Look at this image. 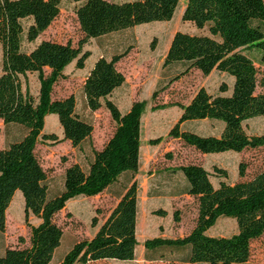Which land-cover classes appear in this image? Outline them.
<instances>
[{"label":"trees","instance_id":"1","mask_svg":"<svg viewBox=\"0 0 264 264\" xmlns=\"http://www.w3.org/2000/svg\"><path fill=\"white\" fill-rule=\"evenodd\" d=\"M62 0H0V120L26 132L18 141L0 150V233L5 230V215L16 191L24 202V223L29 229L28 245L8 248L0 255V264H49L59 247L62 230L54 216L67 201L76 197H94L108 189L118 178L130 172L118 201L89 240L73 244L58 264H87L99 260L131 261L136 246L137 182L139 167L140 121L143 104L135 101L121 113L109 97L123 85L124 75L116 64L129 49L109 59L98 58L83 81L82 92L88 110L102 106L114 123V130L101 149L92 150V159L84 171L78 164L68 166L63 174V190L48 197L46 174L41 168L35 147L39 140L50 143L68 141L73 148L90 140L92 126L76 113L73 95L53 99L55 83L64 77V69L75 62L83 69L90 56L82 47L90 40L152 22L169 21L180 0H135L121 3L107 0H73L76 19L83 38L77 47L69 43L41 41L29 52L21 50L22 39L34 43L56 18ZM182 21L192 23L205 34L176 32L163 59L162 69L182 64L184 69L170 82L194 69L203 76L212 71L233 77L230 95L221 84L216 94L199 88L186 105L175 104L181 113L168 137L177 139L201 154L264 147V134L249 136L243 122L264 118V79L258 80L255 64L264 67V0H186ZM30 20L24 28L23 21ZM153 45V44H151ZM47 71V73L45 72ZM36 73L39 89L34 98L28 89L22 91L20 77ZM156 92L152 94V99ZM57 116L62 140L43 133L45 117ZM212 120L222 125L220 134L202 136L182 129L188 121ZM160 139L151 140L156 145ZM187 187L186 195L197 202L195 225L180 238H152L144 242L146 250L188 247L185 261L190 264H244L250 254V243L264 233V169L250 179L228 184L210 182V173L202 166L178 167ZM213 175L226 178V171L212 168ZM245 165H238L244 177ZM39 219L36 226L28 216ZM163 216L161 210L154 212ZM219 218L236 222V232L229 237H212L206 232ZM178 221V212L173 213ZM97 226L96 218L91 220ZM21 241V240H20Z\"/></svg>","mask_w":264,"mask_h":264},{"label":"rangeland","instance_id":"2","mask_svg":"<svg viewBox=\"0 0 264 264\" xmlns=\"http://www.w3.org/2000/svg\"><path fill=\"white\" fill-rule=\"evenodd\" d=\"M107 1L121 3L135 0ZM185 3L186 0H180L169 21L142 24L90 39L82 47V52H90V56L84 63V68L77 69L75 62H71L64 69V77L53 86L52 98L62 99L73 95L76 101V113L81 119L88 122L93 130L90 140L85 141L78 148L71 147L68 141L53 144L39 140L36 144L35 155L46 174L49 198H53L63 190L65 169L76 163L86 171L92 159V150L101 149L111 136L115 125L108 112L103 106L94 112L87 109L82 85L99 57L109 59L112 55L122 53L126 49H129L127 55L117 63V68L124 75L126 83L112 93L109 99L115 103L121 113H126L130 101H138L143 104L142 127L140 124L141 171L136 180L139 206L142 204V197L146 196L154 197L153 199L168 197L167 193H170V196H181V201L175 202L166 199L164 205L171 212L172 218L173 213L177 211L186 223L195 214L197 202L193 197H185V178L182 173L177 171L178 167L189 164L205 165L211 174L209 179L213 187H217L221 180L228 184L245 181L264 169V147L254 150L247 149L240 153L232 151L216 153L212 154L215 155L214 157L201 160L198 157L199 152L192 147L168 137L169 130L176 124L180 116V109L175 104L186 105L201 87L209 94H216L219 93V86L225 84L227 87L225 96H228L232 92L234 82L233 77L227 74L223 75L213 71L209 75L203 76L194 69L178 80L170 82L175 75L184 69L182 64H175L166 70L162 69L165 48L170 43L174 33L205 34V30L200 31L192 23L182 21ZM78 5L79 3L73 0H62L59 13L49 27L38 36L34 43L29 44L23 38L21 50L29 52L41 41L69 43L76 48L83 38L75 15V9ZM29 24L30 20L23 21L24 28ZM1 63L2 49L0 46V74ZM255 67L258 80L264 79V67L259 66L258 63L255 64ZM45 72L47 73V71ZM20 83L22 91L28 89L30 94L36 98L39 89L36 73H27L20 77ZM154 92H156V97L152 99ZM257 92H264V87H258ZM162 117H165L164 120ZM154 118H160L161 122L153 132ZM44 122L43 133L55 134L59 140H62V129L57 116L48 115ZM213 124L212 127L211 121L188 122L184 123L181 128L198 133L212 132L215 134L219 127L215 125L216 122ZM242 126L249 136L264 134V118L262 117H253L243 122ZM25 132L26 130L21 126L4 125L0 120V150L21 139ZM149 132L147 141L144 142V136ZM155 139H160V141L156 145H150L149 142ZM150 146L154 147L151 148L156 152V156L148 165L143 148ZM240 163L245 165V174L242 178L238 175ZM214 166L225 170L226 178L220 179V177L213 175L212 168ZM129 173L127 172V175L122 176L118 181L120 191L130 179ZM153 173L154 176L149 177ZM114 203L115 200H110L108 191L97 197L76 196L67 201L65 207L54 216L55 224L62 230V238L49 264H58L74 243L89 240L95 231L91 225L92 218L95 217L97 223H100ZM39 222V219L33 215L28 216L30 225L36 226ZM236 228V222L233 219L219 218L209 230V234L214 237H229L236 232ZM28 240L29 229L24 223V202L21 193L16 191L6 211L5 230L0 233V255L8 248L26 247ZM107 261L116 262L115 260ZM244 264H264V233L250 243L249 258Z\"/></svg>","mask_w":264,"mask_h":264},{"label":"crops","instance_id":"3","mask_svg":"<svg viewBox=\"0 0 264 264\" xmlns=\"http://www.w3.org/2000/svg\"><path fill=\"white\" fill-rule=\"evenodd\" d=\"M169 44H168V46H169ZM168 46L165 48V52H164V55L162 58V63H163V59L165 57V54L167 52ZM99 58H101V57H99ZM117 66H118V64H116V68H117ZM222 74L224 75V73H222ZM125 83H126V79H125V82L123 83V85ZM121 87L115 89L113 91V93L115 91H117L118 89H120ZM132 103H133V101L129 102L128 109L130 108ZM180 113H181V111H180ZM163 115L165 116V114H163ZM162 118L164 120L165 117H162ZM207 121H211L212 127L214 126L213 123L216 122V121L206 120V119L200 120V121H188V122L189 123L190 122L191 123H197V122H207ZM160 122H161L160 118L159 119L154 118V122H153L154 124H153V128H152L153 132L155 131L157 126H159ZM188 122H185V123H188ZM216 123L217 124H215V125L217 127H219V129L217 130V132L215 134L212 132L211 133H198L196 131H193V132H195L199 135H202V136L218 137L220 134L222 125L219 122H216ZM140 124H141V121H140ZM183 125H184V123L181 124V127H183ZM141 127H142V124H141ZM149 134H150V132L145 134L144 142L147 141V136ZM173 140L179 141L177 139H173ZM151 147L152 146H150L149 148H146V147L143 148V150L146 153V159L145 160H146L148 165L152 163L153 158H155V156H156V152L154 150H152V148H154V147H152V148ZM141 151H142V145H141V141H140L139 167H138L137 174L134 177L135 181L138 179L139 173L141 171V166H140L141 155H142ZM214 156L215 155H212V154L198 153V157H200L201 160H205L209 157H214ZM196 165L202 166L207 172H209V169L205 165H203V164H196ZM154 173H155V170H154ZM154 173L152 175H150L149 177H153ZM124 175H127V173L122 174L115 183H113L108 189H106L105 191L102 192V193H104V192L108 191L110 200L111 199L115 200L114 205L109 209L108 213L110 212V210L115 206V204L118 201V196L121 193L120 190L118 189V185H119L118 181ZM130 177H131V175L129 174V178ZM186 187H187V184L184 180V193H185ZM102 193L97 195V196L102 195ZM97 196H94V197H97ZM137 196H138V191H137ZM167 196L168 197H163V199H161L160 197H158L157 199H153L154 197H149V196L142 197L141 206H139L138 197H137V212H136V227H135L136 246H135V250H134L133 260H131V261H116L115 260L116 262H108L107 260H99V261H94V262H90L87 264H190V263H187L185 261L186 256L189 252L188 247H183V248H179V249L159 248V249H156L153 251L146 250L144 248V242L147 239H152V238H167V239H169V238H171V239L180 238V237H183L186 234H188L195 225L196 211H195V214L191 217V219L188 220L186 223H184V220H183L181 215H178V221L177 222L173 221V218L171 217V212H169V210L165 207L164 203H166V199H169L170 201L172 200L175 202L181 201L182 197L181 196H170V193H167ZM185 197L188 198L189 196L185 195ZM158 210H162L165 214L163 216L153 214V212L158 211ZM108 213H107V215H108ZM103 220L104 219H102L100 221V223H97V226L94 227L95 228L94 233L97 231L98 226L102 223ZM209 230L206 232V234L208 236H212L209 234ZM212 237H214V236H212ZM195 264H204V263H195Z\"/></svg>","mask_w":264,"mask_h":264}]
</instances>
